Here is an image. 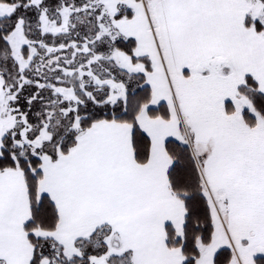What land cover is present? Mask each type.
I'll return each mask as SVG.
<instances>
[{
    "label": "snow or ice",
    "instance_id": "1",
    "mask_svg": "<svg viewBox=\"0 0 264 264\" xmlns=\"http://www.w3.org/2000/svg\"><path fill=\"white\" fill-rule=\"evenodd\" d=\"M0 264H264V0H0Z\"/></svg>",
    "mask_w": 264,
    "mask_h": 264
}]
</instances>
